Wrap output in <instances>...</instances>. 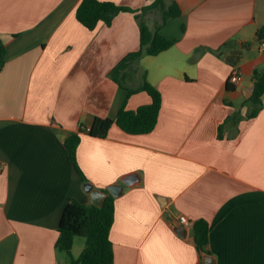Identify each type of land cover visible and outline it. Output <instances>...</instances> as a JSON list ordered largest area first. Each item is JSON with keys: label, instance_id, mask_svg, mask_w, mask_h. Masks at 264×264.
Listing matches in <instances>:
<instances>
[{"label": "crops", "instance_id": "crops-1", "mask_svg": "<svg viewBox=\"0 0 264 264\" xmlns=\"http://www.w3.org/2000/svg\"><path fill=\"white\" fill-rule=\"evenodd\" d=\"M81 1L0 0V264H69L56 247L62 214L72 199L91 204V195L65 140L96 117L152 102L111 78L140 49L135 15L89 30L76 18ZM100 1L141 9L154 0ZM173 2L181 15L160 33L176 44L140 58L126 78L136 89L146 71L161 92L155 130L81 134L77 164L94 189L121 187L110 195L114 264H203L199 220L209 224L215 264H264V108L247 118L254 72L264 70V0H164L142 16L152 31ZM235 69L241 79L229 90ZM235 114L237 123L227 121ZM85 245L75 238L74 258Z\"/></svg>", "mask_w": 264, "mask_h": 264}, {"label": "trees", "instance_id": "trees-1", "mask_svg": "<svg viewBox=\"0 0 264 264\" xmlns=\"http://www.w3.org/2000/svg\"><path fill=\"white\" fill-rule=\"evenodd\" d=\"M164 5V0H154L149 5L141 9H133L126 6L117 5L113 2L100 0H82L76 10L77 20L89 30H94L100 23L110 27L113 20L121 13H133L140 30V49L129 53L112 70L111 78L128 92V96L137 92H146L152 102L136 110H128L123 106L116 118L96 117L89 128L83 126L77 134L68 137L64 146L69 155V159L82 176L83 182L88 183L77 164V149L81 142V134H87L94 138H106L110 129L116 125L122 131L130 135H145L153 132L157 126L162 107V94L156 89L147 78V72L143 73L141 85L132 89L126 85L127 74L132 71L133 65L144 56H156L176 44V40L169 39L160 33V29L171 18L181 15L179 6L173 2L162 12V22L160 26L152 31L143 21L142 16L150 11L156 10ZM258 38L264 41V26L258 30ZM5 45L0 40V64L3 66L5 57ZM220 54V51H219ZM227 89L235 90L234 84L227 83ZM264 70L254 72V87L251 98L248 100L252 105V111L247 118H256L264 108ZM227 121L237 123L239 117L235 114ZM222 131L220 127L219 132ZM220 135V134H219ZM221 137V135H220ZM115 218V199L108 196L102 207L93 204H82L76 199H72L65 207L60 221V236L56 247L67 253L69 264H114L113 244L110 239V232ZM194 241L197 251L203 254H211L208 250L210 227L204 220L195 222ZM76 237L86 240V245L78 258H74L72 248ZM202 264V263H201Z\"/></svg>", "mask_w": 264, "mask_h": 264}, {"label": "water", "instance_id": "water-1", "mask_svg": "<svg viewBox=\"0 0 264 264\" xmlns=\"http://www.w3.org/2000/svg\"><path fill=\"white\" fill-rule=\"evenodd\" d=\"M85 189L91 195V204L97 207H102L108 196L112 195L117 197L121 192L120 186H111L108 188L107 192H102L99 189H94L89 183H85ZM202 259L203 264H215V259L211 254H203Z\"/></svg>", "mask_w": 264, "mask_h": 264}, {"label": "built area", "instance_id": "built-area-1", "mask_svg": "<svg viewBox=\"0 0 264 264\" xmlns=\"http://www.w3.org/2000/svg\"><path fill=\"white\" fill-rule=\"evenodd\" d=\"M261 48L264 49V44H262ZM240 79H241V72L239 70L235 69L232 72L231 76L229 77V82L231 84H234L235 85V84H238L240 82ZM179 221H180V223L182 225L189 226V221H188L187 217L181 216L179 218Z\"/></svg>", "mask_w": 264, "mask_h": 264}, {"label": "rangeland", "instance_id": "rangeland-1", "mask_svg": "<svg viewBox=\"0 0 264 264\" xmlns=\"http://www.w3.org/2000/svg\"><path fill=\"white\" fill-rule=\"evenodd\" d=\"M260 42H261V41H258V42L256 41V43H255V44L259 45V44H260ZM79 240H80V241H85V238L79 237Z\"/></svg>", "mask_w": 264, "mask_h": 264}]
</instances>
